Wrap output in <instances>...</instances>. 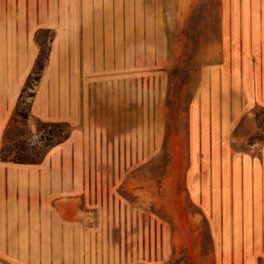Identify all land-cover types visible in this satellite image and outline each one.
Here are the masks:
<instances>
[{
  "label": "rangeland",
  "instance_id": "rangeland-1",
  "mask_svg": "<svg viewBox=\"0 0 264 264\" xmlns=\"http://www.w3.org/2000/svg\"><path fill=\"white\" fill-rule=\"evenodd\" d=\"M0 16L58 21L37 31L40 52L61 31L83 82L84 191L46 254L219 264L212 215L240 162L262 158L264 0H0ZM34 87L5 129L9 157L39 161L71 133L32 118Z\"/></svg>",
  "mask_w": 264,
  "mask_h": 264
},
{
  "label": "crops",
  "instance_id": "crops-1",
  "mask_svg": "<svg viewBox=\"0 0 264 264\" xmlns=\"http://www.w3.org/2000/svg\"><path fill=\"white\" fill-rule=\"evenodd\" d=\"M44 27L58 29V21L0 16V264H65V258L45 250L58 248L74 216L70 199L84 191L83 82L79 69L68 63L71 52L60 45L61 31L35 85L30 114L68 123L71 133L38 163L1 156L5 129L40 54L36 33ZM240 164V175L228 177L227 200L211 219L218 262L264 264V145L260 160Z\"/></svg>",
  "mask_w": 264,
  "mask_h": 264
},
{
  "label": "trees",
  "instance_id": "trees-1",
  "mask_svg": "<svg viewBox=\"0 0 264 264\" xmlns=\"http://www.w3.org/2000/svg\"><path fill=\"white\" fill-rule=\"evenodd\" d=\"M49 58V54H47L46 56H43V52H40L38 58L36 59V62H35V65H34V68H33V71L31 72V74L29 75L27 81H26V84L22 90V93H21V96H20V99L23 98V95L24 93L26 92V90L28 88H30V86L32 85V83L34 82V86L38 83V81L40 80L41 78V75H42V71L45 67V64L47 62ZM35 89V87H34ZM34 95V90H33V93H32V97ZM20 101V100H19ZM44 122V121H43ZM44 123H51V124H61V123H64V122H44ZM70 134L68 133L62 140H58L56 141L55 143L51 144L49 146V148L55 144H58L60 142H62L63 140H65ZM48 148V149H49ZM5 149H4V146L2 148V151H1V156L3 159H6V160H11V161H15V162H18V163H38L40 162L41 160L39 161H30V160H26V159H21L20 157H15V158H12V157H9L5 154ZM46 154V153H45ZM45 156V155H44Z\"/></svg>",
  "mask_w": 264,
  "mask_h": 264
}]
</instances>
